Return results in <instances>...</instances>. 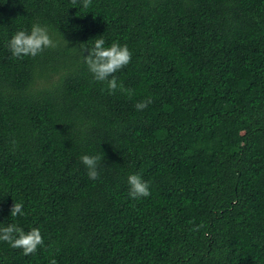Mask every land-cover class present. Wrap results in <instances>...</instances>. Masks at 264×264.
I'll return each mask as SVG.
<instances>
[{
  "label": "trees",
  "instance_id": "trees-1",
  "mask_svg": "<svg viewBox=\"0 0 264 264\" xmlns=\"http://www.w3.org/2000/svg\"><path fill=\"white\" fill-rule=\"evenodd\" d=\"M34 23L57 47L13 57L9 40ZM101 36L132 52L116 74L131 97L84 63ZM82 155L104 157L99 179ZM130 174L149 197H129ZM11 223L39 227L44 245L26 256L0 242V264H264V0H0Z\"/></svg>",
  "mask_w": 264,
  "mask_h": 264
},
{
  "label": "clouds",
  "instance_id": "clouds-1",
  "mask_svg": "<svg viewBox=\"0 0 264 264\" xmlns=\"http://www.w3.org/2000/svg\"><path fill=\"white\" fill-rule=\"evenodd\" d=\"M76 4L77 0H71ZM92 0H82V7L88 8ZM106 42L102 38L95 39L91 48H84L88 54L83 55L84 63L87 65L93 79L97 82L106 83L109 94H115L117 90L131 97L134 90L126 88L119 82L117 73L124 69L131 61L132 52L126 44L121 45L118 41H113L110 46H105ZM57 47V42L50 35L47 26L34 23L29 30L17 31L9 40L8 48L15 58L25 56L36 57L47 48ZM152 98L148 97L138 102L135 107L138 111L143 110L151 104ZM104 157L100 155H82L81 162L87 169V175L92 180L99 179L98 169ZM129 185L128 195L131 199L146 198L151 195L150 182L145 181L140 174H130L127 177ZM10 214L12 217L23 216V202H14ZM203 225H196L192 230L198 231ZM0 242L9 244L14 249H22L24 255H31L37 252L38 248L44 245V238L39 227H32L25 231L16 223L8 224L0 228ZM49 264H57L55 258Z\"/></svg>",
  "mask_w": 264,
  "mask_h": 264
}]
</instances>
